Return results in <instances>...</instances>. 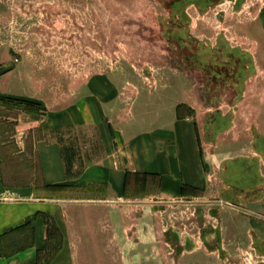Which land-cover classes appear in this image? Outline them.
I'll use <instances>...</instances> for the list:
<instances>
[{
    "label": "rangeland",
    "instance_id": "rangeland-1",
    "mask_svg": "<svg viewBox=\"0 0 264 264\" xmlns=\"http://www.w3.org/2000/svg\"><path fill=\"white\" fill-rule=\"evenodd\" d=\"M263 15L264 0L241 5L225 2L206 11L173 7L167 0H0V77L11 68H20L17 73L27 77L23 84L30 86L21 98L37 104L40 100L42 107L36 108L40 115L53 102L67 106L80 94L79 87L95 77L108 78L117 88L119 124L129 119L135 129L145 127L147 122L139 120L153 122L176 103L180 116L185 110L193 112L200 124L210 178L222 166V160L220 164L213 158L215 146L208 143L213 136L212 118L230 111L245 126L251 120L250 103L240 102L239 96H252V100L264 96V72L256 66L250 75L254 83L239 88L221 85L214 75L223 68V49L256 47L253 39L235 31ZM7 98L14 101L17 96ZM7 107L0 112L16 114L14 107ZM22 108L27 106L16 110ZM117 122H112L115 129ZM96 130L67 127L66 145H76L78 154L86 155L90 145L77 132L89 131L96 147ZM230 136L239 140L240 135L235 131ZM212 181L217 189L215 178ZM141 186L136 185L134 195L142 191ZM91 195L103 197L104 192ZM156 201L132 198L129 204L113 205L112 214L106 215L95 204L77 205L83 222L96 213L102 219L92 231L101 239L95 245L88 228L68 229L62 255L50 258L48 264H223L214 244L217 230L212 227L246 221L230 206L213 204V198L205 203ZM174 226L184 235H178L177 254L171 256L173 245L164 230Z\"/></svg>",
    "mask_w": 264,
    "mask_h": 264
},
{
    "label": "crops",
    "instance_id": "crops-1",
    "mask_svg": "<svg viewBox=\"0 0 264 264\" xmlns=\"http://www.w3.org/2000/svg\"><path fill=\"white\" fill-rule=\"evenodd\" d=\"M235 33L254 40L253 63L264 72V15L251 25L237 27ZM19 69L1 75L0 97L21 99L23 91L29 92L30 86L23 84L27 77L19 75ZM252 83L251 79L246 86ZM79 91L67 106L53 102L41 115L37 109L16 110L22 105L19 101L0 106L6 110L9 105L16 112H0V264H48L50 258L62 255L68 229L88 228L89 240L97 245L100 235L92 231L102 219L96 213L83 222L77 205L95 204L106 215L112 214L113 205L129 204L138 197L156 199V204L184 199L205 203L213 198V204L228 205L246 220L231 223L238 226L232 227L235 233L230 238L264 240V96L254 100L239 96L240 102L250 103L251 120L245 126L230 111L212 118L213 136L208 143L215 146L213 158L220 164L222 160V166L209 178L205 141L193 112L185 110L179 117L174 103L173 110L153 122L143 118L138 123L147 122V126L135 129L132 120L117 122L119 97L108 78H91ZM242 117L247 118V113ZM67 127L96 128V147L89 131H79L90 150L78 154L76 145H66ZM235 131L242 141L240 136L230 138ZM137 184L142 191L134 195ZM44 186L66 187L52 192ZM100 191L106 197L91 195Z\"/></svg>",
    "mask_w": 264,
    "mask_h": 264
},
{
    "label": "flooded vegetation",
    "instance_id": "flooded-vegetation-1",
    "mask_svg": "<svg viewBox=\"0 0 264 264\" xmlns=\"http://www.w3.org/2000/svg\"><path fill=\"white\" fill-rule=\"evenodd\" d=\"M173 7H194L200 11H206L211 7H217L223 5L225 2H229L233 5L244 4L248 0H167ZM190 16V15H189ZM243 45H246L243 43ZM229 52L223 53L224 57H227L229 62H232L233 67H224L223 71H220L219 78L216 77V82L225 86L240 87L246 86L251 82L250 75L255 71L252 49H238L236 47L228 48ZM227 54V55H226ZM223 74H227V78H222ZM230 76V77H228ZM219 80V81H218ZM234 207V204L229 203ZM183 225V224H182ZM238 226V224H226L221 222V228L213 226L214 230H217L216 237L214 238V244L216 251H221V262L223 264H264V240L257 238H249L245 241L235 240L230 238L234 236L235 230L232 227ZM264 226V222L262 223ZM183 229V228H182ZM165 238L173 245L171 256L177 254V238L178 235H184L183 230L174 228L164 230ZM254 235L253 232H248V236ZM205 245V243H204ZM194 250V249H193ZM192 250V251H193Z\"/></svg>",
    "mask_w": 264,
    "mask_h": 264
},
{
    "label": "trees",
    "instance_id": "trees-1",
    "mask_svg": "<svg viewBox=\"0 0 264 264\" xmlns=\"http://www.w3.org/2000/svg\"><path fill=\"white\" fill-rule=\"evenodd\" d=\"M223 52L224 53H227V52H229V50H228V48H225V49H223ZM227 55V54H226ZM201 57H202V55H200ZM211 58H213V57H211ZM229 62V60H228V58L227 57H222V59H221V67H227V68H231V66L233 67V64H232V62H230V63H228ZM203 66H205V64L203 63ZM216 67V66H215ZM223 68H221V70L220 71H223ZM220 74L221 73H217V72H215V75L214 76H216V77H218L219 78V76H220ZM228 77H230V76H228ZM222 78H227V74H223L222 75ZM240 87H243V86H240ZM239 88V87H238ZM9 101H11V100H9L7 97H0V103H3V104H8L9 103ZM14 101H19V102H21L20 104H25L26 106H27V109H29V110H36V108H35V106H37L38 104L37 103H31V102H28L25 98H21V99H14ZM179 109V108H178ZM179 111V110H178ZM179 117H180V113H179ZM72 157V155H70V156H67V159H66V161H67V169H68V167H70V165H71V158ZM64 187H66V186H44V188L46 189V190H49V191H52V192H56V191H59V190H63L64 189Z\"/></svg>",
    "mask_w": 264,
    "mask_h": 264
},
{
    "label": "built area",
    "instance_id": "built-area-1",
    "mask_svg": "<svg viewBox=\"0 0 264 264\" xmlns=\"http://www.w3.org/2000/svg\"><path fill=\"white\" fill-rule=\"evenodd\" d=\"M231 35V33H229ZM234 42V41H233ZM235 43V42H234ZM237 45H238V42H237Z\"/></svg>",
    "mask_w": 264,
    "mask_h": 264
}]
</instances>
